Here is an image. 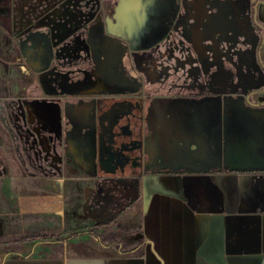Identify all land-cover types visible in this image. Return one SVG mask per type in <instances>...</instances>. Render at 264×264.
Masks as SVG:
<instances>
[{
  "label": "crops",
  "instance_id": "1",
  "mask_svg": "<svg viewBox=\"0 0 264 264\" xmlns=\"http://www.w3.org/2000/svg\"><path fill=\"white\" fill-rule=\"evenodd\" d=\"M8 1L0 4V13H7L5 9L8 8L10 12L5 19H0V35L11 43L16 25ZM64 1L69 2L61 1L46 14L54 18L53 9ZM79 2L87 9L96 3L95 0ZM159 2L115 0L114 11L105 21V1H100V14L97 13L89 25L94 30L93 37L101 39L100 44L91 43L93 52L98 53L99 47L107 49L104 77L114 76L123 41L131 44L133 50L153 45L152 39L157 32L155 21L160 17V10L147 11L146 6ZM69 8L72 10L71 6ZM257 11L264 23V3L259 4ZM148 14L149 20L145 18ZM105 27L109 36L117 41H105ZM65 47L66 44L62 51ZM7 51H11L10 45ZM43 65V59L36 60L35 67L43 71V75L50 76L48 87L55 88L56 77L51 72L47 74L48 68ZM22 66L28 68L26 63ZM6 76L10 75L6 73ZM137 85L132 83V93L136 92ZM104 87V82H98L95 90L102 91ZM34 89L42 91L44 96L56 95L46 88ZM34 89L23 85L12 87L4 81L0 84V95L26 94V98L32 99L26 103L31 113L37 107H48V115L42 119L49 132L42 140L44 150L49 152H52L51 139L57 141L61 155H52V158L60 161L59 175L41 170L37 173L34 172L37 168L30 166L24 172L19 164L10 163L6 153L9 147L6 151L0 149V264H264L263 151L254 153L256 158L263 159V162H256L248 151L251 143L246 140L231 149L232 155L238 158L233 167L143 173L138 195L129 201L131 204L138 199L141 238L139 243L129 245L113 225L119 202L112 195L118 182H102L100 188L110 190L107 192L110 195L104 197L98 192L99 182L92 181L93 186L88 189L95 188L96 192H88L91 197H86L80 214L74 211L73 195L77 186L72 178V162L66 160L65 151L85 173L95 172L89 164V159L95 158L94 152L87 156L89 163H84L88 142L98 136L93 131L95 122L90 115L91 107L73 105L67 99L70 94L67 90L60 92L59 100H35ZM124 105L114 106L109 114L125 109ZM82 127L91 130L87 133ZM55 131L59 132L57 138ZM169 135V128L160 125L146 138L148 163L162 159L159 146H164ZM250 141L253 147L264 149V135L257 141ZM225 154L230 156L228 152ZM102 173L114 171L105 168ZM75 232L82 234L73 236Z\"/></svg>",
  "mask_w": 264,
  "mask_h": 264
},
{
  "label": "rangeland",
  "instance_id": "2",
  "mask_svg": "<svg viewBox=\"0 0 264 264\" xmlns=\"http://www.w3.org/2000/svg\"><path fill=\"white\" fill-rule=\"evenodd\" d=\"M100 1L95 0L99 6ZM104 1L106 21L108 15H112L114 11L115 0ZM3 2L4 0H0V4H3ZM160 2L161 10L158 12L160 17L155 21V26L158 30H167L173 20L178 1L160 0ZM11 4L12 0H9L8 5ZM69 4H71L70 1H64L53 9V14L56 13L54 18L50 13L43 17L44 26L42 29L48 31L51 28L52 33L48 34L49 39L46 40L51 42L52 45L50 51L47 52L49 54H58L67 42H72L76 37L71 34L72 32L65 33V29L79 22L81 16H87L88 24H90L98 13L97 9L93 10L90 3V9H87L84 5H79V3L76 7ZM155 6H146L147 11L154 10ZM5 10L8 12L0 13V19L2 17V20L10 14L9 8ZM145 18L150 19L151 16L148 14ZM15 32L11 43L3 35H0V84L5 81L12 87L23 85L30 86L33 89L37 85L43 86V82H41L43 71H39V68L35 67V62L40 58L43 59V67L46 65L45 68H48L46 73H52L51 62L45 60V58L49 59V54L45 53L41 56L40 53L43 51L30 53V51L20 48L19 37L21 35H17L16 29ZM104 34L106 37L111 35L106 32V27ZM9 45L11 51H7ZM23 63L27 64V69H24ZM6 73L10 76H6ZM138 89L139 86L137 85L134 90L137 92ZM33 91L35 96L44 94L35 89ZM127 91L120 87L113 92L123 95ZM261 94L254 96L253 99L255 101L260 100L264 96V91ZM25 95L18 92L0 95V149L3 148L6 151L9 147V151H6V153H8L10 163L19 164L24 172H26L27 166H30L33 169L37 168V170H34L37 173L41 170L43 173L59 175L60 161L52 158V155L53 157L61 155L59 148L56 147L57 141L51 139L52 152H49L46 149L44 150L42 140L43 135L48 136L49 132L42 119L43 116L48 115L49 109H47V106L37 107L34 112L32 110V115L26 105L32 99L26 98ZM55 100L57 99L51 96L41 99L44 102ZM135 100L137 103L134 105L133 115L129 112L120 114L112 123H110V120H106L103 123L104 126L102 124L98 125L97 138L88 142L89 151L85 153L84 163L88 162V154L94 152L95 158H90L91 163H88L92 164L95 172L85 173L82 166L76 163L74 158L69 159L65 151L66 160L72 162V178L74 186H77L73 195L75 213L80 214L82 212L86 197H91L88 192H94L95 188L88 189V187L93 186L92 181L99 182L97 184L98 192L107 197L106 194H109L107 192H110V190L100 188L102 182L115 181L118 180L117 177H126L152 170L184 171L203 169L208 171L215 168L233 167L238 158L232 155L231 149L239 147L246 140L251 143L248 151L253 154L255 161L263 162V159L256 158L254 153H262L264 149L262 146L259 148L253 147V142L250 140L257 141L264 135V107L249 106L242 98L237 96H203L197 98L153 96L149 99L135 97ZM104 106L105 103L100 104L99 109ZM90 107L92 110L91 117H95V107L92 103ZM129 115L130 119L127 120ZM160 125L169 128V140L164 143V146H159L162 159L158 162L148 163L146 138L154 131L156 126ZM124 127L126 131H124ZM82 128L87 133L91 130L87 127ZM57 134L59 136V132L55 131L56 138ZM225 152L230 153V156L226 155ZM137 156L141 157L138 158ZM105 168L112 169L114 173H102ZM128 204L116 214L113 225L116 226L117 232L124 236V240L129 245H134L139 243L141 238V211L138 199ZM98 208H101L100 205H98Z\"/></svg>",
  "mask_w": 264,
  "mask_h": 264
},
{
  "label": "flooded vegetation",
  "instance_id": "3",
  "mask_svg": "<svg viewBox=\"0 0 264 264\" xmlns=\"http://www.w3.org/2000/svg\"><path fill=\"white\" fill-rule=\"evenodd\" d=\"M61 1L12 0L16 31L21 32L20 48L30 53L43 51L41 56L50 51L51 43L46 40L41 43L38 34L27 39L24 35L34 30L47 32L42 29L43 17ZM69 1L75 7L77 3L81 5L78 0ZM177 1L169 30L157 28L153 45L133 50L127 42L120 44L113 77L102 75L107 49L99 47L98 53L93 52L91 43L100 44L101 39L93 37L94 30L90 28L87 16H81L79 22L65 29V33L72 32L76 36L74 42H67L64 52H57V56L47 53L49 59L45 58L53 67L56 87H48L50 76L42 75L41 82L45 87L37 85L35 88L52 90L56 93L52 98L57 100L60 99V92L67 90L70 93L67 99L73 105L90 106L92 103L95 107V117H92L95 128H92L97 135L98 125H103L106 120L112 123L120 114L129 112L133 115L137 103L135 97L237 96L249 106L264 107L262 98L258 101L253 99L264 91V23L257 13L259 4L264 0ZM160 3L156 4L154 11L161 10ZM92 8L100 14L98 4L93 3ZM28 28L30 31H27ZM41 36L46 38V35ZM104 37L106 42L117 41L110 36ZM98 82L105 83L104 90H95ZM133 82L139 86L136 93H132ZM120 87L128 90L127 93L119 95L113 92ZM105 89L109 92L106 93ZM45 97L44 94L36 95L35 99ZM102 103L105 106L99 109ZM120 104H125L126 108L119 109L114 115L109 114L110 109L114 106L120 108ZM145 172L117 177L125 180L120 182L123 186L119 183L114 188L112 195L119 202L117 214L137 197L139 181Z\"/></svg>",
  "mask_w": 264,
  "mask_h": 264
},
{
  "label": "water",
  "instance_id": "4",
  "mask_svg": "<svg viewBox=\"0 0 264 264\" xmlns=\"http://www.w3.org/2000/svg\"><path fill=\"white\" fill-rule=\"evenodd\" d=\"M168 30H169V29H168ZM27 31H30V29L28 28ZM35 34H38V37H37V38L39 39V41H40L41 43H43L44 40L49 39L48 34H52V33H51V28H50L47 32H44V30H34V31H30V32H27L24 36H25V38L27 39V38H29L30 36H33V35H35ZM41 35H46L47 38L43 39V38H42L43 36H41ZM50 43H51V42H50ZM50 43H49V44H50ZM50 47H52V45H50ZM260 85H262V84H260Z\"/></svg>",
  "mask_w": 264,
  "mask_h": 264
},
{
  "label": "trees",
  "instance_id": "5",
  "mask_svg": "<svg viewBox=\"0 0 264 264\" xmlns=\"http://www.w3.org/2000/svg\"><path fill=\"white\" fill-rule=\"evenodd\" d=\"M123 181H125V180H124V179H118V180H115V182H118V183L123 182ZM120 185L123 186L122 183H120ZM80 234H82V232H75V233L73 234V236H78V235H80Z\"/></svg>",
  "mask_w": 264,
  "mask_h": 264
}]
</instances>
